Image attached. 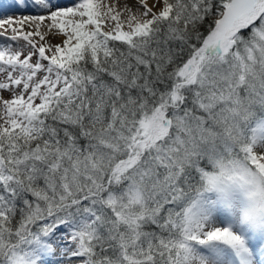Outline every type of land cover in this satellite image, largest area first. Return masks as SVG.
I'll list each match as a JSON object with an SVG mask.
<instances>
[{"label": "snow or ice", "instance_id": "snow-or-ice-1", "mask_svg": "<svg viewBox=\"0 0 264 264\" xmlns=\"http://www.w3.org/2000/svg\"><path fill=\"white\" fill-rule=\"evenodd\" d=\"M15 6L0 264H264V0Z\"/></svg>", "mask_w": 264, "mask_h": 264}, {"label": "bare ground", "instance_id": "bare-ground-1", "mask_svg": "<svg viewBox=\"0 0 264 264\" xmlns=\"http://www.w3.org/2000/svg\"><path fill=\"white\" fill-rule=\"evenodd\" d=\"M61 3H65L64 0H61ZM2 6L4 7L5 5L3 4ZM3 11H4V13H3L4 17H9V16L19 17V16H22V15L30 14V12L32 10L31 9L20 10L18 7L15 6V3H12L10 8L6 9V11L5 10H3ZM9 12H11V13L9 14ZM26 12L28 14H26ZM6 35H11V33L9 32ZM6 43H9V42L6 41L3 36H0V45L6 44Z\"/></svg>", "mask_w": 264, "mask_h": 264}, {"label": "rangeland", "instance_id": "rangeland-1", "mask_svg": "<svg viewBox=\"0 0 264 264\" xmlns=\"http://www.w3.org/2000/svg\"><path fill=\"white\" fill-rule=\"evenodd\" d=\"M64 2L65 3H67V0H64ZM4 13V12H3ZM11 12H9V14H10ZM26 14H28L27 12H26ZM4 18H7V17H4V16H0V19H4Z\"/></svg>", "mask_w": 264, "mask_h": 264}]
</instances>
